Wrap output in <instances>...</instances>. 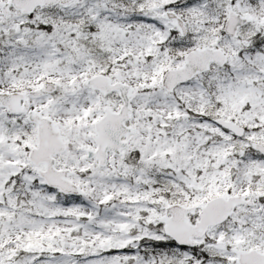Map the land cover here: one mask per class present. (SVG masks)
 Segmentation results:
<instances>
[{"label": "snow or ice", "instance_id": "1", "mask_svg": "<svg viewBox=\"0 0 264 264\" xmlns=\"http://www.w3.org/2000/svg\"><path fill=\"white\" fill-rule=\"evenodd\" d=\"M0 264H264V0H0Z\"/></svg>", "mask_w": 264, "mask_h": 264}]
</instances>
